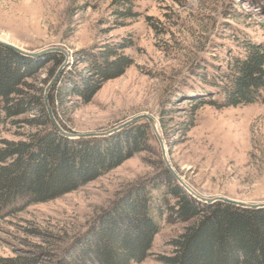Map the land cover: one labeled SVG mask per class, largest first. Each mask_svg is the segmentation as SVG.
Instances as JSON below:
<instances>
[{
    "label": "rangeland",
    "instance_id": "374dc122",
    "mask_svg": "<svg viewBox=\"0 0 264 264\" xmlns=\"http://www.w3.org/2000/svg\"><path fill=\"white\" fill-rule=\"evenodd\" d=\"M126 1L134 14L130 18L117 14L126 7L116 0H0V41L30 52L61 47L72 56L81 49L129 39L125 54L133 64L104 83L89 103L58 105V124L72 134L96 133L148 114L159 126L170 165L194 193L264 203V103L221 110L202 107L184 132L180 123L186 103L170 101L175 89L190 81L196 66L218 62L233 49L237 35H264V0ZM51 68L39 71L26 90L40 88ZM31 116L0 124V146L39 130L24 121ZM144 146V151L71 193L0 211V264H65L103 211L128 189L165 169L152 133ZM159 222L141 264H157L158 257L169 256L171 240L189 224L169 220L167 214Z\"/></svg>",
    "mask_w": 264,
    "mask_h": 264
},
{
    "label": "trees",
    "instance_id": "16d2710c",
    "mask_svg": "<svg viewBox=\"0 0 264 264\" xmlns=\"http://www.w3.org/2000/svg\"><path fill=\"white\" fill-rule=\"evenodd\" d=\"M116 1L126 7L117 11L120 17L134 15L126 6L129 2ZM130 46V40L122 38L73 52L48 94L56 121L58 105L72 100L76 105L87 104L104 83L125 73L133 64L125 54ZM62 62L58 53L25 57L0 45V124L33 114L24 121L39 128L25 140H4L0 146V211L18 203H46L79 189L144 151L151 135L148 124L139 122L104 138L60 136L48 120L42 91ZM46 65L52 68L40 80V88L26 90L31 87L29 80ZM263 92L264 35L243 34L234 38V48L218 62L196 66L190 81L176 88L170 101L186 103L180 123L186 132L200 108L221 110L264 103ZM164 214L169 220L189 224L171 240L172 253L158 257L157 264H264V209L198 202L166 169L131 187L103 211L92 233L68 255L65 264H141Z\"/></svg>",
    "mask_w": 264,
    "mask_h": 264
},
{
    "label": "water",
    "instance_id": "95a60500",
    "mask_svg": "<svg viewBox=\"0 0 264 264\" xmlns=\"http://www.w3.org/2000/svg\"><path fill=\"white\" fill-rule=\"evenodd\" d=\"M0 45H3L5 47L13 50L14 52H16L22 56H25V57H36V56H40V55H44V54H48V53H58V54H61L63 56V62L57 68V70L55 71L54 75L50 78V80L46 83V85L44 86L43 91H42V102H43V106H44V109L46 111L48 120L50 121V124L53 127V129L60 136H63V137L68 138V139L104 138V137H108L112 134H115V133H117V132H119L125 128H128V127H130L136 123L145 122L148 124L150 131L154 135V138L158 144V147L160 150L161 160H162V163H163L165 169L174 178L176 183L193 199H195L198 202L204 203V204H213L216 202H220V203L232 205L235 207H239L242 209H250V210L264 209V203L250 204V203H245V202H241V201H237V200H233V199H229V198L221 197V196H217L214 198H203V197H200L199 195H197L196 193H194L188 187V185H186L184 183V181L175 173L172 166L170 165V162L167 158L166 146H165L163 137L160 133L159 126H158L156 120L153 117L149 116L148 114H140V115L134 116L131 119L124 122L123 124H121L117 127H114L112 129L103 131V132L72 134V133H69V132L63 130V128L56 121L54 114L50 108V105L48 102V94H49V91L52 88V86L56 83L60 73L63 71V69L69 63V61L71 59V54L68 51H66L64 48H61V47H52V48H46V49H42V50L35 51V52H30V51L20 49V48L14 46L12 44H9V43L3 42V41H0Z\"/></svg>",
    "mask_w": 264,
    "mask_h": 264
}]
</instances>
